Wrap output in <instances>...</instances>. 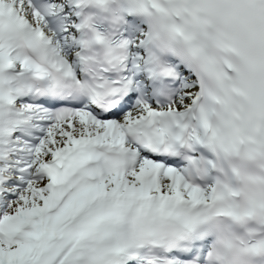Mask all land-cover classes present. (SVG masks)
Masks as SVG:
<instances>
[{
  "label": "snow or ice",
  "instance_id": "snow-or-ice-1",
  "mask_svg": "<svg viewBox=\"0 0 264 264\" xmlns=\"http://www.w3.org/2000/svg\"><path fill=\"white\" fill-rule=\"evenodd\" d=\"M0 264H264V0H0Z\"/></svg>",
  "mask_w": 264,
  "mask_h": 264
}]
</instances>
